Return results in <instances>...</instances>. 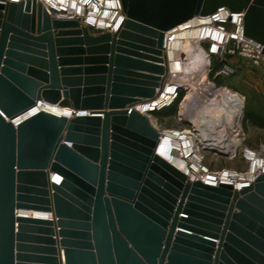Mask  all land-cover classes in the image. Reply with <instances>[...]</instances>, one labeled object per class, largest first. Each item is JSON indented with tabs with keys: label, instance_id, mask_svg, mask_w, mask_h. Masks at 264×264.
Returning a JSON list of instances; mask_svg holds the SVG:
<instances>
[{
	"label": "water",
	"instance_id": "obj_1",
	"mask_svg": "<svg viewBox=\"0 0 264 264\" xmlns=\"http://www.w3.org/2000/svg\"><path fill=\"white\" fill-rule=\"evenodd\" d=\"M7 3L0 264H264V172L239 190L204 183L134 108L166 80L167 31L226 7L264 47V0H120L123 23L98 33L32 0ZM40 101L87 114L14 124Z\"/></svg>",
	"mask_w": 264,
	"mask_h": 264
},
{
	"label": "built area",
	"instance_id": "obj_2",
	"mask_svg": "<svg viewBox=\"0 0 264 264\" xmlns=\"http://www.w3.org/2000/svg\"><path fill=\"white\" fill-rule=\"evenodd\" d=\"M9 2H21L25 0H7ZM36 3H41L47 14L51 18L57 19H76L81 24L88 26L91 32L98 33L104 31L115 32L123 23L125 16L121 9L120 0H32ZM0 3L6 4V0H0ZM7 3V4H8ZM196 24L200 25V35L195 38L200 46L201 52L207 59L203 73L210 72L211 59L215 58L218 62L217 75L230 76L235 73L236 68L233 63V58H240L247 61L251 66L264 67V47L247 37L244 34V13L231 12L226 7H220L214 13L206 16H198ZM181 25V24H180ZM179 25V26H180ZM177 26V27H179ZM175 27V28H177ZM187 25L185 29L190 28ZM173 28V29H175ZM173 29L167 31L164 37V52L169 48V41L172 40L174 34H171ZM204 31L215 34V37L204 36ZM183 52L178 54V60L181 64L187 60L183 57ZM168 74L166 80L159 90L157 100L143 101L147 107L144 113L148 116L152 125L159 131V136L165 137L169 140L176 141L177 145L183 150V156L186 159L187 170L192 174L198 176L204 183H234L237 186L238 180H241L242 186L237 187L238 190L248 185L251 182H246L247 172H236L229 169H222L218 171L210 170L205 163L204 154L206 152L202 145L201 134L196 128H166L160 129L156 122L152 119V114L155 112H163L170 108L178 99L179 93L182 90L179 85L181 82L180 75L172 76L170 74V63L167 61ZM201 68L194 69L188 74V78H192V74L198 72ZM168 84V86H166ZM215 85V83L212 82ZM166 86V87H165ZM185 86V85H184ZM216 86V85H215ZM164 95V96H163ZM156 96V97H157ZM155 97V98H156ZM154 98V99H155ZM243 99V98H242ZM244 102V101H243ZM139 104V103H138ZM69 107V116L87 114V112L76 111L71 106ZM138 110V105L134 106ZM139 111V110H138ZM140 112V111H139ZM181 116V115H180ZM14 122V121H13ZM16 124V123H14ZM231 137L230 132L225 133ZM234 137L241 143L240 127L233 132ZM228 137V136H227ZM237 143V144H239ZM237 145L234 149L227 151L234 157L237 155ZM242 157L249 161L252 156L264 158V153L261 149L254 150L250 148H243ZM264 172V171H262ZM261 173L257 171L256 176ZM225 178L228 182H222ZM220 181V182H219Z\"/></svg>",
	"mask_w": 264,
	"mask_h": 264
},
{
	"label": "rangeland",
	"instance_id": "obj_3",
	"mask_svg": "<svg viewBox=\"0 0 264 264\" xmlns=\"http://www.w3.org/2000/svg\"><path fill=\"white\" fill-rule=\"evenodd\" d=\"M185 54L186 53L184 52L183 57L188 60V56H186ZM210 61L212 69L210 72L203 73V68L205 66L204 65L203 67H200L201 70L192 74V78H189L190 80L188 82H190L191 89L193 87L192 91L197 92L194 93V96L198 97V100H196L193 105H188L189 107L187 109H191L189 112V116L185 115L187 109L184 111V109L182 108L184 97L186 96L188 90V86L185 85V89L181 90L175 104L167 110H164L163 112L153 113L152 119L156 122L157 126L160 129H198V126L195 125L197 123L191 121V118L196 117L195 119L197 120L201 119L202 117H206L208 114H213L216 112L218 105L222 103V99L219 95H205L206 97H203V95L200 96L199 90L203 84L212 82L215 83L217 88H220L225 92L226 97L229 100H242V105L240 106V110L237 116V127L235 129V131H237L238 127H240L241 143H239L236 137H234L237 143H239L237 144L236 148L237 155L234 157L231 155V153L220 154L217 151L206 150V152L203 153L205 157V163L209 167V169L213 171L229 169L236 172H247L249 171L250 163L248 160L242 157V149L250 148L256 150L254 147L256 145L258 146L260 139H264V133H262L261 131L262 125H260V121L253 120V117L258 116L251 115L254 108H257L259 113L263 114L264 112V82L261 80V77H258V75H262V77H264V67L251 66L247 61L243 59L233 58V60L231 61H233V63L235 64V73L230 76H215V73L218 70V62L215 58H212ZM256 67H261L263 71L261 70V72H257L255 70ZM211 101H213V103ZM206 113L207 115H205ZM223 130H225L223 133L229 132V130H227L225 127H223ZM231 138H233L232 135ZM258 149H261L262 153H264L263 147L259 146L257 150Z\"/></svg>",
	"mask_w": 264,
	"mask_h": 264
},
{
	"label": "bare ground",
	"instance_id": "obj_4",
	"mask_svg": "<svg viewBox=\"0 0 264 264\" xmlns=\"http://www.w3.org/2000/svg\"><path fill=\"white\" fill-rule=\"evenodd\" d=\"M197 20H199L198 16L182 23L179 27L173 29L171 34L174 35L172 37V40L169 41V48L166 51V60L170 63V74L172 76L180 75L178 80H180L182 85L188 86V90L186 96L184 97V101L182 105L184 111L189 106L193 105V103L196 100H198L197 99L198 97L194 96V93L197 92L192 91L193 87L191 89L190 82H188L190 80L188 78V74L193 72L194 69L203 67L205 64H207V59L202 54L200 46L198 45V42L195 40V38L200 35L199 32L201 30L200 25L198 26V24H196ZM187 25H191V27L185 29ZM203 35L204 36L207 35L209 37H215V34L208 31H204ZM180 52L183 53L185 52L186 53L185 55L188 56L187 57L188 60L183 64H181L178 60V54ZM166 86H168V84ZM199 91H200L199 92L200 96L203 95L204 97L205 95L207 96L219 95L222 99L221 100L222 103L220 101L221 104L219 103L220 105H218V108L216 109L215 113L208 115L206 113L205 114L207 115L206 117L201 116L202 118L197 120L195 119L196 117L191 118V121L197 123L195 125L198 126L199 132L201 134L200 140L202 141V145L204 146V148L213 149V150H222L224 152L233 149L237 145V141L234 138L233 132L237 127V116L240 110V106L242 105V100L241 99H235L233 101L229 100L226 97L225 92L222 89L217 88L212 83L203 84L202 87H200ZM159 97L160 96L158 95L153 100H157ZM211 102L213 103V101ZM137 105H138V110L140 112H144V110L147 107V105L144 102H141ZM43 110L56 115L69 116V107L64 106L62 104H53L46 101H40L30 110L26 111L25 113L14 119V123H18L19 121L24 120L29 116ZM190 110L187 109L185 115L189 116ZM223 127L229 130L233 138L229 137V135L227 134L226 137L224 138L225 133L223 132L225 130H223ZM249 158H250V167H249V172L247 174L248 177L244 184H247L246 182L249 183L253 181L255 179V174L257 173V171H261V172L264 171V158L255 155ZM221 181L228 182L225 178H222ZM241 182H242L241 180H238L237 187L243 185Z\"/></svg>",
	"mask_w": 264,
	"mask_h": 264
},
{
	"label": "crops",
	"instance_id": "obj_5",
	"mask_svg": "<svg viewBox=\"0 0 264 264\" xmlns=\"http://www.w3.org/2000/svg\"><path fill=\"white\" fill-rule=\"evenodd\" d=\"M257 72H261V67H256L255 69ZM254 71V72H256ZM263 71V70H262ZM258 77H261V80L264 82V77H262V75H258ZM252 116H258V117H253V120H256V121H260V125H262L261 127V131L262 133H264V116H261V115H264V112L263 114L262 113H259V111L257 110V108H254L252 110V113H251ZM261 146L264 148V139H260L259 143H258V146L256 145L254 148L257 150V148Z\"/></svg>",
	"mask_w": 264,
	"mask_h": 264
},
{
	"label": "trees",
	"instance_id": "obj_6",
	"mask_svg": "<svg viewBox=\"0 0 264 264\" xmlns=\"http://www.w3.org/2000/svg\"><path fill=\"white\" fill-rule=\"evenodd\" d=\"M180 92H181V91H180ZM176 101H177V100H176ZM176 101H175V102H176ZM175 102H174V104H175ZM174 104H173V105H174ZM64 105H65V106H68V105H69V102H67V101L64 102ZM173 105H172V106H173Z\"/></svg>",
	"mask_w": 264,
	"mask_h": 264
}]
</instances>
